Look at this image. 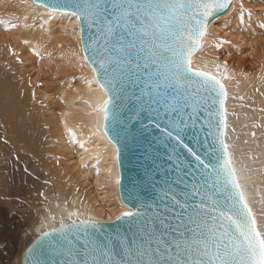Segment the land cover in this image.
<instances>
[{"label": "snow or ice", "instance_id": "obj_1", "mask_svg": "<svg viewBox=\"0 0 264 264\" xmlns=\"http://www.w3.org/2000/svg\"><path fill=\"white\" fill-rule=\"evenodd\" d=\"M230 4L231 0H65L51 7L41 3L50 15L70 10L80 26L83 59L106 96L97 111L103 114L104 135L117 159L122 149L137 148L144 149L153 166L161 159L144 135L147 125L139 119L146 111L157 129L161 125L156 119L164 118L163 136L157 139L166 150L171 144L172 151L158 167L167 177L163 165L174 161L175 176L160 181L151 200L136 197L138 203L121 212L117 219L128 223L124 233L105 234L94 218L68 224L61 220L58 228L41 232L38 246L49 258L35 264H264V228L224 138L226 86L220 76L194 67L192 59L203 47L210 18ZM125 101L127 123L121 112ZM216 104L220 107L213 111ZM202 111L206 118L201 130L207 125L206 135L213 137L208 152L215 163L206 162L182 139L185 129L196 127ZM214 115L220 118L215 124ZM177 144L195 157L194 166L176 153ZM115 179L120 183L119 176ZM152 186L155 189L157 183Z\"/></svg>", "mask_w": 264, "mask_h": 264}, {"label": "bare ground", "instance_id": "obj_2", "mask_svg": "<svg viewBox=\"0 0 264 264\" xmlns=\"http://www.w3.org/2000/svg\"><path fill=\"white\" fill-rule=\"evenodd\" d=\"M79 28L70 13L50 15L33 0H0V111L11 128L10 141L0 140V199L35 192L28 219L13 214L8 221L23 218V251L61 220H114L129 208L119 196L115 150L97 111L106 96L83 59ZM192 59L226 86V141L264 228V0H235L211 21ZM9 142L13 156H6ZM23 167L44 170L45 185L38 189ZM23 251L13 249L3 264H21Z\"/></svg>", "mask_w": 264, "mask_h": 264}, {"label": "water", "instance_id": "obj_3", "mask_svg": "<svg viewBox=\"0 0 264 264\" xmlns=\"http://www.w3.org/2000/svg\"><path fill=\"white\" fill-rule=\"evenodd\" d=\"M34 3L41 5V3H46L47 7H51L53 4L57 3H64L65 0H33ZM235 0H231V4L227 9L221 10L217 14H215L212 18H210L211 23L212 20L218 18L225 12H227L230 7L232 6ZM62 13H70V10H62ZM209 28V27H208ZM87 39V35L85 34V40ZM199 50V49H198ZM197 50V51H198ZM196 51V52H197ZM195 52V53H196ZM194 53V54H195ZM193 54V55H194ZM223 82V81H222ZM227 90V89H226ZM228 98V93H227ZM227 99L225 100L224 107L227 109L226 106ZM219 104L213 105L212 109L219 108ZM122 112V119L124 123H127V116L130 114L128 113V104L125 101L124 105L121 108ZM148 113L145 111L141 113L140 120L143 121L145 125H147V130L145 131L144 135L151 140L153 144L156 146L158 154L161 159L156 161V166H153L151 160L145 159L144 149L137 148L133 151H129L128 149H122L119 159H117L118 170H119V177L120 183H118V190L119 196L121 201L128 206L129 208L133 207L134 204H137L138 201L135 199L136 197H140L142 199L151 200L154 196L158 194L159 191V182L165 178L172 179L175 176V171L172 168V163H164L163 167L167 170V177L165 176V171H162L158 166L163 162L168 160V155L172 151L171 144L169 145L168 149L166 150L164 144L160 142L157 138H162L163 136V129L165 127L164 118L161 116L160 118L156 119V123H160L161 127L159 129L156 128L155 123L152 120L148 119ZM206 118L205 113L202 111L199 121L196 124L195 128L188 127L185 129L184 133L182 134V139L185 144L188 145L197 155L201 156L202 159H205L206 162L211 161L215 163L214 154L208 152V148L213 147L212 136H207L208 127L207 125H203V131L201 130V125L203 124V120ZM220 118L217 116H212L211 120L213 124H215ZM228 119V117H227ZM132 123L135 124L136 128L140 127L139 121L133 117ZM105 121H102V130L105 131L104 128ZM111 127V125H109ZM227 130V128H226ZM226 130H225V141H226ZM108 138V137H107ZM124 138L121 137V143H123ZM131 144V141H129ZM175 141H172V144H175ZM227 143V141H226ZM215 147H219L218 142H216ZM176 153L180 155V158L183 159L186 164L195 165V157L188 152L187 148H184L182 145L176 146ZM154 169V170H153ZM157 183V187L153 188V182ZM126 211V210H125ZM121 215V214H120ZM120 215L118 217H120ZM76 219V218H72ZM71 219V220H72ZM65 222L68 224L71 222ZM102 225L100 229L101 232L105 234H117V233H124L128 228V223L125 219H117L114 220H97ZM61 222V221H60ZM54 228H58L60 226ZM47 230L43 232H47ZM41 233L38 234L24 249L22 257H21V264H35L37 261L46 260L49 257L44 256L41 254V249L38 246L41 243Z\"/></svg>", "mask_w": 264, "mask_h": 264}, {"label": "rangeland", "instance_id": "obj_4", "mask_svg": "<svg viewBox=\"0 0 264 264\" xmlns=\"http://www.w3.org/2000/svg\"><path fill=\"white\" fill-rule=\"evenodd\" d=\"M1 108L6 109L4 106H1ZM7 121V114L0 111V140L4 143L10 141L8 135H10L11 128L8 125ZM7 149H11V152L10 154H6V156H13V147L11 142L8 143ZM32 157L35 158L34 155ZM18 163L24 165L23 162L19 161ZM23 170L27 173H31V175H34V178H36L37 180L36 187L38 189L45 185L44 182L46 181V177L44 170L41 169L37 171L36 174L35 171L28 172L29 169H25V167H23ZM3 198L5 199V201L0 199V264H3L5 262L7 255L13 249L19 252L23 251V248L19 245V240L23 237L24 234V220L23 218L17 219V221L14 223H10L8 221L12 219L13 214L19 216H21V214H24L25 218L28 219L29 213H27V211L32 206L30 202H33V204H35V192L19 195L11 194L8 196H3ZM36 201L38 202L39 198H37ZM3 209L4 212H6L5 216L2 215Z\"/></svg>", "mask_w": 264, "mask_h": 264}]
</instances>
